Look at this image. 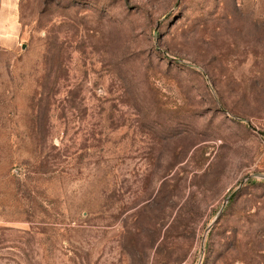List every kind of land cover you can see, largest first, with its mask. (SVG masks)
Returning <instances> with one entry per match:
<instances>
[{
  "label": "rangeland",
  "instance_id": "obj_1",
  "mask_svg": "<svg viewBox=\"0 0 264 264\" xmlns=\"http://www.w3.org/2000/svg\"><path fill=\"white\" fill-rule=\"evenodd\" d=\"M264 0H0V264H264Z\"/></svg>",
  "mask_w": 264,
  "mask_h": 264
},
{
  "label": "water",
  "instance_id": "obj_2",
  "mask_svg": "<svg viewBox=\"0 0 264 264\" xmlns=\"http://www.w3.org/2000/svg\"><path fill=\"white\" fill-rule=\"evenodd\" d=\"M263 177H264V174H263Z\"/></svg>",
  "mask_w": 264,
  "mask_h": 264
}]
</instances>
